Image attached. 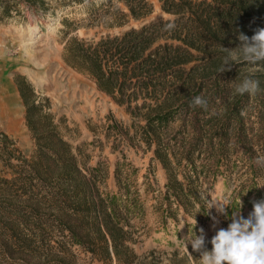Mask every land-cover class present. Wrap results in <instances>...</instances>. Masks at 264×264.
<instances>
[{
	"label": "trees",
	"instance_id": "16d2710c",
	"mask_svg": "<svg viewBox=\"0 0 264 264\" xmlns=\"http://www.w3.org/2000/svg\"><path fill=\"white\" fill-rule=\"evenodd\" d=\"M54 1L0 0V21L20 15L21 5L48 11ZM107 1L109 5L114 1L123 3L129 10L125 17L134 21H143L154 12L148 0ZM161 2L163 11L175 17L172 21L176 27L171 33L163 31L167 21H160L120 36L89 41L76 36L70 38L81 28L74 21L64 20L71 31L67 34L64 60L74 70L91 77L102 92L125 108L134 120L133 127L137 130L134 136H141L147 149L153 150L155 160L167 171L168 203L177 204L186 215L198 220L208 209L203 180L224 177L222 168L233 159L231 148H242L248 161L254 164L255 152L249 145L245 114L255 99L263 108L259 116L264 117V71L251 76L259 81L255 95L234 94L235 88L225 90L220 79L210 78V74L222 65L226 53L221 47H231L225 43L224 32H238L249 18L264 12V0ZM95 4L96 0L57 2L64 10L87 9ZM259 66L264 69V63ZM19 89L27 108V124L38 147L29 170L30 181L49 191L48 207L56 208L60 216L58 212L57 216L44 215L37 205L27 208L7 205L3 213L21 216L26 225L30 220L38 227L58 226L63 234H68L73 246L84 248L104 264H159L156 259L139 262L140 256L132 249L136 240L130 231L134 202L130 191L127 201H121L118 195H105L99 187L103 175L100 167L81 166L80 149L60 132L55 115L45 113V106L37 103L31 83L21 82ZM196 96L207 100V111L192 105ZM48 106L50 110L51 105ZM116 128L111 126V132ZM127 134L131 133L127 131ZM4 142L5 146L10 145L9 137L5 136ZM234 166L238 168L237 162ZM119 173L117 168L121 189ZM124 202L126 205H122ZM14 242L15 252L32 253L25 240L16 238ZM5 248L13 254L10 248Z\"/></svg>",
	"mask_w": 264,
	"mask_h": 264
},
{
	"label": "rangeland",
	"instance_id": "374dc122",
	"mask_svg": "<svg viewBox=\"0 0 264 264\" xmlns=\"http://www.w3.org/2000/svg\"><path fill=\"white\" fill-rule=\"evenodd\" d=\"M58 1L52 2L48 11L21 5L20 15L6 22L0 21V264L14 261L12 264H104L84 248L73 246L68 234H63L58 226L38 227L30 220L26 225L20 220L21 216L3 213L7 205L21 208L37 205L44 215L57 216L58 212L56 208L48 207L49 191L39 183H31L29 170L38 147L27 124V108L20 94L19 85L24 81L34 87L36 101L45 106V113L55 115L60 132L80 149L81 166L86 169L100 167L103 172L99 182L101 191L105 195H118L121 201L128 200L130 191L134 201L130 231L136 240L131 246L140 256L139 262L150 263L156 259L159 264H196L189 260L188 251L180 240H185L190 233L199 236L203 229L208 241L206 246L211 250L209 242L215 231L228 227L233 212L240 211L247 218L253 209L252 202L264 199V163L257 162L264 158V117L259 116L263 108L254 99L245 114L249 145L255 152L254 164L251 165L242 148L232 147L233 159L229 166L222 168L224 177L203 180L207 212L200 220L186 215L177 204L168 203L167 171L155 160L153 150L147 149L141 136H134L137 132L133 127L134 120L125 108L102 92L91 77L74 70L64 60L67 34L71 32L63 23L66 19L81 28L70 38L99 41L151 23L172 21L175 17L163 11L161 0H148L153 4L154 12L143 21L126 18L129 10L118 1L109 5L107 0H96V4L87 9L67 10L59 8ZM114 24L117 26L113 27ZM262 27L264 12L260 11L238 32H224L225 43L235 49L240 44L237 39L240 32L251 37L255 29ZM30 42L34 44L28 45ZM263 71L259 64L240 63L221 74L212 72L210 78L220 79L225 90H233L244 77ZM113 125L119 129L111 132ZM5 136L9 137L10 145L5 146ZM93 136L98 138L92 140ZM234 162L238 168H233ZM117 168H120L121 189ZM225 200L230 203L221 214L214 204H222ZM16 238L29 243L32 253L15 252ZM188 250L194 259L200 258L190 244Z\"/></svg>",
	"mask_w": 264,
	"mask_h": 264
},
{
	"label": "clouds",
	"instance_id": "9594fccd",
	"mask_svg": "<svg viewBox=\"0 0 264 264\" xmlns=\"http://www.w3.org/2000/svg\"><path fill=\"white\" fill-rule=\"evenodd\" d=\"M175 22L167 21L163 25V31L171 33L175 30ZM240 44L235 49L221 47L226 53L219 73L230 71L232 65L246 63L255 66L264 63V27L257 28L249 37L243 32L237 36ZM259 91V81L251 76L244 77L235 86L234 94L255 95ZM192 105L201 107L207 111L208 102L202 96H196ZM264 163V158L257 161ZM230 201L225 200L222 204H214L217 211L225 213ZM241 203V201H240ZM253 209L245 218L241 212H233L227 228H219L211 238V250H208L206 237L201 229V234L189 236L180 242L187 249L189 260L196 264H264V199L253 201ZM242 207V203H241ZM191 245L192 251L199 254V259H194L188 250Z\"/></svg>",
	"mask_w": 264,
	"mask_h": 264
},
{
	"label": "crops",
	"instance_id": "0c3cea01",
	"mask_svg": "<svg viewBox=\"0 0 264 264\" xmlns=\"http://www.w3.org/2000/svg\"><path fill=\"white\" fill-rule=\"evenodd\" d=\"M92 138H93L92 140H95V139L98 138V137H97V136H93ZM111 151L114 152L113 149H112Z\"/></svg>",
	"mask_w": 264,
	"mask_h": 264
},
{
	"label": "bare ground",
	"instance_id": "6f19581e",
	"mask_svg": "<svg viewBox=\"0 0 264 264\" xmlns=\"http://www.w3.org/2000/svg\"><path fill=\"white\" fill-rule=\"evenodd\" d=\"M33 42H34V41H33ZM33 42H30L28 45H32V44H34V43H35V42H34V43H33Z\"/></svg>",
	"mask_w": 264,
	"mask_h": 264
}]
</instances>
